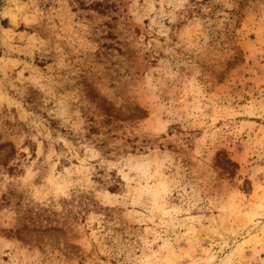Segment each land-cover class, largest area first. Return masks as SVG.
Here are the masks:
<instances>
[{
    "label": "rangeland",
    "instance_id": "rangeland-1",
    "mask_svg": "<svg viewBox=\"0 0 264 264\" xmlns=\"http://www.w3.org/2000/svg\"><path fill=\"white\" fill-rule=\"evenodd\" d=\"M0 264H264V0H0Z\"/></svg>",
    "mask_w": 264,
    "mask_h": 264
},
{
    "label": "trees",
    "instance_id": "trees-1",
    "mask_svg": "<svg viewBox=\"0 0 264 264\" xmlns=\"http://www.w3.org/2000/svg\"><path fill=\"white\" fill-rule=\"evenodd\" d=\"M91 6H94L95 8L100 9L101 12H105V10L107 9V7H105L107 5H105V3H103V2L91 3Z\"/></svg>",
    "mask_w": 264,
    "mask_h": 264
}]
</instances>
